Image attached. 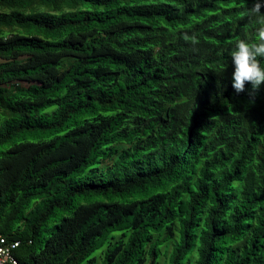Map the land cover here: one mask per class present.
<instances>
[{
	"label": "trees",
	"instance_id": "1",
	"mask_svg": "<svg viewBox=\"0 0 264 264\" xmlns=\"http://www.w3.org/2000/svg\"><path fill=\"white\" fill-rule=\"evenodd\" d=\"M244 3L0 0V234L20 263L264 264V85L232 87L260 26Z\"/></svg>",
	"mask_w": 264,
	"mask_h": 264
},
{
	"label": "clouds",
	"instance_id": "2",
	"mask_svg": "<svg viewBox=\"0 0 264 264\" xmlns=\"http://www.w3.org/2000/svg\"><path fill=\"white\" fill-rule=\"evenodd\" d=\"M261 8H264L261 0H255L251 8L247 7L248 16L258 17L260 26L256 29L255 38L251 42L245 39L237 40L231 50L234 65L232 87L238 94L243 93L248 84H251L253 89L264 85V66L261 64V59H264V13ZM192 43H196L195 39Z\"/></svg>",
	"mask_w": 264,
	"mask_h": 264
},
{
	"label": "built area",
	"instance_id": "3",
	"mask_svg": "<svg viewBox=\"0 0 264 264\" xmlns=\"http://www.w3.org/2000/svg\"><path fill=\"white\" fill-rule=\"evenodd\" d=\"M19 246V240L10 241L0 234V264H22L14 255V249Z\"/></svg>",
	"mask_w": 264,
	"mask_h": 264
}]
</instances>
